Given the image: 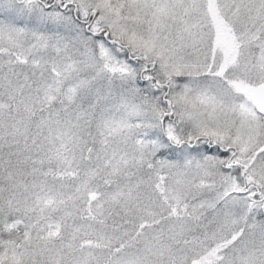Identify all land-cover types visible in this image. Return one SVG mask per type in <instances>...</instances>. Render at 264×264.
Masks as SVG:
<instances>
[{"label": "snow or ice", "instance_id": "obj_1", "mask_svg": "<svg viewBox=\"0 0 264 264\" xmlns=\"http://www.w3.org/2000/svg\"><path fill=\"white\" fill-rule=\"evenodd\" d=\"M0 264H264V0H0Z\"/></svg>", "mask_w": 264, "mask_h": 264}]
</instances>
